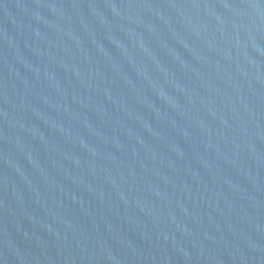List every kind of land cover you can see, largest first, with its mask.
<instances>
[{
	"label": "water",
	"instance_id": "water-1",
	"mask_svg": "<svg viewBox=\"0 0 264 264\" xmlns=\"http://www.w3.org/2000/svg\"><path fill=\"white\" fill-rule=\"evenodd\" d=\"M0 264H264V0H0Z\"/></svg>",
	"mask_w": 264,
	"mask_h": 264
}]
</instances>
